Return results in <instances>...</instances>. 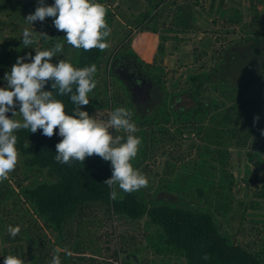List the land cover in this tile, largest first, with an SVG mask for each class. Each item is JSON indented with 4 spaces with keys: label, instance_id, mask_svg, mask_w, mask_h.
Masks as SVG:
<instances>
[{
    "label": "trees",
    "instance_id": "16d2710c",
    "mask_svg": "<svg viewBox=\"0 0 264 264\" xmlns=\"http://www.w3.org/2000/svg\"><path fill=\"white\" fill-rule=\"evenodd\" d=\"M30 1L34 0H21V6L24 7ZM116 1L94 0L106 8L105 19L109 28L114 25L116 17H119L116 8H111ZM258 1L250 0V7L255 12L252 28L241 33L236 40L230 38L234 43H228L230 39L225 34L231 20H226L224 17L221 20L218 19L219 17L212 18L213 24L223 28L222 32L212 30L215 40L221 42L219 47L215 46L216 42L213 44L211 42L215 62L233 50L231 60L236 66L233 75L236 74L235 77L240 73L246 75L245 79L237 83L224 79L215 81L218 71L216 66L211 67L212 70L208 72H195L190 76L192 84L188 88V95H172L169 100L167 96L160 102L163 109L145 114L137 124L141 131L140 137L145 141L138 155L131 161L133 167L141 166L152 158L149 152L155 149L157 144L164 142L180 144L181 141L178 140L188 129L194 135H202L201 139L204 138L206 142H219L225 151L222 152L220 169L225 173L226 184L213 186L214 190L207 197L208 199L202 202L190 199V191H185L187 186L182 184H179V187L174 185L177 192L180 193L181 190L179 198L176 196L161 198L160 194L164 191L153 194L142 188L132 193H124L117 189V198L112 200L111 189L103 183L112 176L110 162L93 155L87 157L83 163L73 161L71 166L58 163L54 159L56 144L62 139L58 135V128L51 138L42 135V129H38L36 133H31L29 129H18L13 134L17 137V151L23 157L21 165L29 172L23 179L29 180V183L23 185L16 179L15 183L19 189L17 191L9 182H0V211L4 214L3 219L11 218L5 221L6 229L10 225L19 226L21 229L15 238L7 233L4 236L5 241L10 242L12 246L11 255L19 257V254L26 253V263L52 264V257L56 254L55 244L47 236L45 230H48L61 242L62 264H129L130 260L132 264H142L144 260L137 261L139 252H136L140 249L141 243H136L133 235L130 240L125 239L124 243L119 244L108 258L98 252H87L82 231L84 226L96 217V208L101 205L111 217L127 218L135 222L147 219L148 225L156 229V233L147 232L146 235L154 251L170 258L180 255V260L184 259L186 264H264V235L261 228L254 225L251 228L255 231L253 238L243 241L237 238L236 231H230L219 219L221 215L225 217L228 214V217L232 216L233 219L234 215H238L237 217L242 221L240 229H246L244 227L246 213L242 211L235 214L234 199L226 194V189L232 190L235 185L234 175L229 170L228 145L238 149L248 148V159L259 169L264 162V142L257 150L251 147L253 143H257L255 140L260 131L257 125L264 122V81L263 84L261 82L264 77V23L256 7ZM142 2L146 5L138 15L128 17L125 13H121L133 28L129 29L108 55L107 48L103 51L97 48L89 51L73 48L76 50L75 58L67 59L66 55L62 57L76 68L96 65L97 71L93 77L96 88L103 87L105 90H95V88L92 91L95 92L94 98H98L100 103L90 101L89 105L82 106L81 110L87 111L90 115H93V111L99 107L109 106L115 109L125 103L126 98L122 91L109 90L110 76H116L124 85V93L128 94L129 88L122 78L123 75L131 74L133 70L137 72L143 66V60L132 51L131 43L135 34L151 31L157 33L159 39L168 37L180 39L182 35L196 32L199 28L197 25L199 9L205 10L203 0H142ZM226 4L227 0H209L206 10L209 13L214 8L221 10ZM0 6H13L15 9L18 7L14 0H0ZM118 6L120 8L123 6L119 0L116 4V7ZM256 25L259 26L258 29ZM58 31L54 27L52 34H58ZM62 36L63 34H60V37ZM105 42L107 43L106 38ZM63 46L62 55L70 51L68 47L71 45L63 42ZM157 48L163 51L166 47L163 42H159ZM0 52L3 53L0 58L1 74L4 67H12L16 61L10 64L12 56L10 49L5 48ZM197 54L200 55L199 59L204 58L202 51ZM149 64L144 63L145 69ZM128 65L130 69L126 71L125 67ZM5 82L0 78V86ZM51 83L49 81L44 90L51 91ZM220 83H223L222 86L224 84L230 86L229 88L226 86L225 90L221 89L222 91L216 90L221 87ZM212 91H221L220 97L205 96ZM92 92L88 94L89 100ZM54 95L65 104L66 114L71 115L75 106L70 100V95H56L55 90ZM9 114L10 112L6 115L9 117ZM256 116H259V120L254 123ZM115 134L125 135L123 131ZM253 137L255 140L250 143ZM203 148L204 152L212 157L207 146L204 145ZM42 176L44 179L35 181L37 177ZM166 185L169 189L172 188ZM263 190L261 195H264ZM23 203L29 207L24 209ZM248 206L256 205L248 204ZM65 249L71 252L70 256L66 254ZM206 254L210 259H203ZM7 255L9 252L5 254ZM180 260L176 259L174 262Z\"/></svg>",
    "mask_w": 264,
    "mask_h": 264
},
{
    "label": "rangeland",
    "instance_id": "374dc122",
    "mask_svg": "<svg viewBox=\"0 0 264 264\" xmlns=\"http://www.w3.org/2000/svg\"><path fill=\"white\" fill-rule=\"evenodd\" d=\"M117 1L111 8H116L115 10L118 12L119 17H116L117 20L110 28V35L106 37L108 43L107 55L110 51L114 50V46L121 41L123 36L128 33L129 29L131 30V28H133L129 26L126 18L122 17L121 13H125L128 17L133 15L136 16L146 5L142 0H134V2L133 0H119L120 4L123 5L122 8H120V6L116 7ZM14 2L16 6H18L16 9L13 6H0V50L5 48L10 49L12 53L10 64L16 61L20 56L26 57L30 53L31 56L34 57L36 51L48 50L54 47L56 43L63 44V42H66L64 39L66 33L58 31V34H52V30L55 27L53 24V17H46L43 22L35 21L33 25L25 20L29 14L35 12L39 0L30 1L24 7L21 6V0H14ZM203 3L205 10L199 9L200 12L197 14V25L199 28H197L195 33L182 35L180 39L168 37L167 39H159V41H156V35H153L155 41L151 40L152 37L148 38V35L145 34L137 33L134 35L131 43L132 51L136 54H138L137 52L141 54V57L138 55L139 59L143 60L141 71L153 82L154 86L153 92L149 96V101L147 103L140 104L138 100H133L132 92L129 91L128 94L124 93V85L120 80L114 75L110 76L109 90H117V92L122 91V94H124L126 98L122 107L127 108L132 113V121L136 125L141 122L140 120L145 114H152L157 109H163L162 103L160 102L167 96L169 100L172 95H188V88L192 84L190 76L194 75L195 72H208V70H212L211 67L216 66L218 71H216L215 81L224 79L226 81H232V83H237L245 79L246 75L240 73L235 77L234 75L236 74L233 75L236 71V66L231 60L233 50L227 56L221 57L215 62L212 44L216 42L215 46L219 47L221 46V42L215 40L212 30H219L222 32L223 28L213 24L212 18L219 17L218 19L221 20L224 17L226 20L230 19L231 23L226 27L227 32L225 34H227L228 39L233 38L236 40L241 33L243 34L245 31H248L249 28H252V21H254L252 18L255 12L250 7V0H227V4L221 8V10L214 8L210 10V13L206 10L209 5V0H203ZM44 4L51 6L54 4V0H49V2H44ZM256 7L262 16V23H264V0H259ZM255 27L256 29L259 28L258 25ZM26 28L29 29L35 37V43L28 47L22 44V34ZM40 33H46L48 37L41 36ZM60 34H63L64 37H60ZM233 39H230L228 43H234ZM145 41L147 43H145ZM159 42L164 43L166 47L165 50H158L157 46ZM142 45L145 47L144 52L137 51ZM223 45L225 46V44ZM70 47H68L70 51L66 54L62 55V53H59L56 57H53L51 61H59L65 55L67 59L75 58L76 50ZM32 50H34V53H32ZM199 51L203 52L202 55H204V58L199 59L200 55L197 54ZM2 54L3 53L0 52V58ZM144 56L146 59H144ZM24 62L30 63L31 60L25 59ZM145 62L150 63L147 69L144 67ZM10 70V66L4 67L0 74V78L5 80L4 76L6 73L10 72ZM234 78L236 79L234 80ZM263 81L264 77H262L261 80L262 84ZM6 84L7 81L0 87H5ZM222 84L220 83L219 86L221 87L216 90H225L226 86L228 88L230 86L229 84H224L222 86ZM95 90L105 89L99 87ZM221 91H212L205 96L219 95L220 97ZM94 94L95 92L91 93L90 101H94L96 104L100 103L101 101L98 98H94ZM113 106L114 105H112V107ZM113 110L114 107H99L93 111L92 116H95L97 119L102 117L106 120ZM16 111H19L18 102ZM9 118H12L11 112ZM14 119L23 122L22 116L19 113H17ZM258 127H260V131L256 140L255 137L250 140V143L254 140L257 142L251 145L253 150H257L258 147L263 146L264 142V134H262V132H264V122L257 125V128ZM171 130L174 132L173 129ZM136 135L140 137L141 131H138ZM200 136L194 135L192 131L186 129L185 133H183L178 140L181 141L180 144L169 142L157 144L156 148L149 152L153 157L148 159L146 163L144 162L141 166L134 167L148 179V186L146 189L153 194L155 192L164 191L160 194L161 198H174L172 196L180 197L181 194V190L180 193L177 192L174 185L179 187V184H182V186H187L185 191H190V199L202 202L204 199H208L207 197L210 196L214 190L213 186L216 187L222 183L226 184L224 178L225 173L220 169L222 152L225 151L222 149L219 142H206L204 138L201 139ZM141 141L142 143L139 150H141L145 140L141 138ZM204 145L207 146L208 152L212 154V157L204 152ZM225 145L227 146V144ZM228 148L230 150V158L228 157L230 161L229 170L234 175L235 185L232 190L226 189V194L231 195L234 199L233 205L236 208L235 214L237 212L241 213L242 211L246 213L247 219H245L246 223L244 226L246 229H240L242 221L240 217H237L238 215L233 214L235 217L234 219L232 216L228 217V214L225 215V217L221 215L219 219L227 225L230 231H236L239 240L247 241L253 238L252 235L255 231L251 228L254 225L259 226L262 230V235H264V195H261L264 189V162L262 168L259 169L248 159V148L238 149L231 145H228ZM22 159L23 157L19 154L15 170L9 174L7 180H4L9 182L12 188L15 187L17 191L19 189L17 187L18 185H16L17 183H15L16 179L23 183V185L29 183V180L23 179L29 172L21 165ZM229 170L227 169L226 172ZM42 179H44V176L41 178L37 177L35 181H41ZM166 184L170 185L172 188L169 189ZM239 202H241V204H239ZM248 204H251V206L255 204L256 206L250 207ZM22 206L24 209L29 207L25 203H23ZM1 212L2 211H0V264H4L5 254L9 252V255H11L13 249L11 248L10 242L4 239L5 234H9L8 229H6L5 221L11 218L7 217L3 219L4 214ZM96 214V217L88 222L82 231L83 241L86 244L84 246L87 248V252H98L102 256L108 258V256L118 248L119 244L124 243L125 239L130 240L131 235H133L134 241L136 243H141L139 245L140 249L136 251L137 253L139 252L137 261L143 259L144 264H186L184 259L180 260V255L175 256V258H170L154 251L146 235L147 232L149 234L156 233V229L154 226L148 225L147 219H141L135 222L127 218L111 217L101 205L97 206ZM45 231H47V236L52 240V243L55 244L54 249H61V242L58 241L57 237L54 236L51 231ZM73 241H71V243H73ZM18 256L21 259H27L26 253L19 254ZM176 259H179L180 262H174ZM26 264L29 263L27 262ZM129 264H132L131 260Z\"/></svg>",
    "mask_w": 264,
    "mask_h": 264
},
{
    "label": "clouds",
    "instance_id": "9594fccd",
    "mask_svg": "<svg viewBox=\"0 0 264 264\" xmlns=\"http://www.w3.org/2000/svg\"><path fill=\"white\" fill-rule=\"evenodd\" d=\"M106 11L102 4L94 0H54L51 6L39 0L35 12L25 20L33 25L35 21L43 22L46 17H53L55 28L66 33L64 39L67 44L85 51L93 48L103 51L108 47L105 38L111 32L105 19ZM22 35L25 47L35 43L29 29L26 28ZM40 35L48 37L46 33ZM63 47L62 43H56L48 50L36 51L34 57L31 54L20 56L4 76L7 84L0 87V182L8 179L18 163L15 130L29 129L31 133H36L42 129V135L51 138L58 128V135L62 137L56 144L54 159L58 163L71 166L73 161L83 163L93 155L110 162L112 176L103 182L111 189L110 199L117 198V189L132 193L146 188L148 179L131 163L142 143L136 135L139 129L132 121V113L125 107H116L105 120L81 110L82 106L89 105L88 94L96 88L93 77L97 68L95 64L76 68L64 59L53 64L52 58L62 53ZM25 59L31 62L26 63ZM49 81L52 82V90L46 91L44 89ZM54 90L56 95H70L75 106L71 115L66 114L65 104L55 98ZM17 102L19 111H16ZM9 112L12 118L6 115ZM17 113L22 116L23 122L14 119ZM258 120L259 116L254 117V123ZM121 130L125 135L115 134ZM20 231L19 226L8 227V233L13 238ZM60 251V248L55 249L52 264H62ZM65 252L71 255L66 249ZM203 259L208 260L210 256L206 254ZM4 264H26V261L7 255Z\"/></svg>",
    "mask_w": 264,
    "mask_h": 264
},
{
    "label": "flooded vegetation",
    "instance_id": "af4514ba",
    "mask_svg": "<svg viewBox=\"0 0 264 264\" xmlns=\"http://www.w3.org/2000/svg\"><path fill=\"white\" fill-rule=\"evenodd\" d=\"M130 69L129 65L125 67V70L128 71ZM133 70L131 74H124L123 80L126 81V84L129 88V91L132 92L133 100H138V103H147L149 101V96L153 92V82L149 80L142 73L141 70ZM143 98H146L143 100Z\"/></svg>",
    "mask_w": 264,
    "mask_h": 264
},
{
    "label": "crops",
    "instance_id": "0c3cea01",
    "mask_svg": "<svg viewBox=\"0 0 264 264\" xmlns=\"http://www.w3.org/2000/svg\"><path fill=\"white\" fill-rule=\"evenodd\" d=\"M141 34H145V35H148V38L150 37H152L151 38V40H153V41H155V38H156V41H159V35L157 34V33H154V32H151V31H144V32H141ZM153 35L155 36L156 35V37L154 38L153 37ZM141 37V36H140ZM150 40V41H151ZM144 42V41H143ZM145 43H147L146 41H145ZM150 43V42H149ZM151 44V43H150ZM140 45H141V43H140ZM144 50H145V47L142 45V46H140V48H139V50H137V51H142V52H144ZM138 53V55L141 57V54H139V52H137ZM143 58V57H142ZM144 59H146V57L144 56Z\"/></svg>",
    "mask_w": 264,
    "mask_h": 264
},
{
    "label": "water",
    "instance_id": "95a60500",
    "mask_svg": "<svg viewBox=\"0 0 264 264\" xmlns=\"http://www.w3.org/2000/svg\"><path fill=\"white\" fill-rule=\"evenodd\" d=\"M146 99V98H143V100Z\"/></svg>",
    "mask_w": 264,
    "mask_h": 264
}]
</instances>
